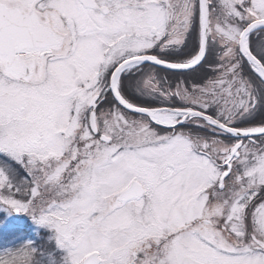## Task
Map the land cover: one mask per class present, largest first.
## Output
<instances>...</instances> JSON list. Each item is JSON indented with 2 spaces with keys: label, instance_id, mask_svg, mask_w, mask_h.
<instances>
[{
  "label": "snow or ice",
  "instance_id": "6c2138e0",
  "mask_svg": "<svg viewBox=\"0 0 264 264\" xmlns=\"http://www.w3.org/2000/svg\"><path fill=\"white\" fill-rule=\"evenodd\" d=\"M0 209V264H264V0H0Z\"/></svg>",
  "mask_w": 264,
  "mask_h": 264
},
{
  "label": "rangeland",
  "instance_id": "374dc122",
  "mask_svg": "<svg viewBox=\"0 0 264 264\" xmlns=\"http://www.w3.org/2000/svg\"><path fill=\"white\" fill-rule=\"evenodd\" d=\"M26 220L29 222L31 221V228L34 233L40 228L26 214L17 215L0 209V250L15 247L25 241H28L25 238L21 239L20 236L16 235L15 232L12 231L17 227H22V222Z\"/></svg>",
  "mask_w": 264,
  "mask_h": 264
},
{
  "label": "trees",
  "instance_id": "16d2710c",
  "mask_svg": "<svg viewBox=\"0 0 264 264\" xmlns=\"http://www.w3.org/2000/svg\"><path fill=\"white\" fill-rule=\"evenodd\" d=\"M22 227H17L16 229H14L13 231L16 233H18L19 235H23V236H30L32 237V241H36L38 244L39 243H42V240L40 239L41 237L43 236H46L48 233H47V230H44L42 231L41 229H38L35 233L31 230V225L30 223L28 224H25L22 223ZM40 233V236L37 235V233Z\"/></svg>",
  "mask_w": 264,
  "mask_h": 264
}]
</instances>
